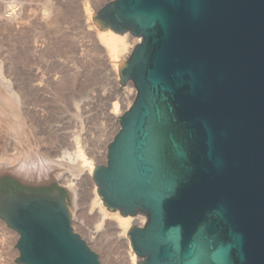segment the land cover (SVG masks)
<instances>
[{
    "label": "water",
    "instance_id": "water-1",
    "mask_svg": "<svg viewBox=\"0 0 264 264\" xmlns=\"http://www.w3.org/2000/svg\"><path fill=\"white\" fill-rule=\"evenodd\" d=\"M93 18L142 38L119 64L136 99L93 174L110 211L147 216L128 233L138 264H264V0H115ZM53 185L0 194L15 261L102 264L71 192L27 186Z\"/></svg>",
    "mask_w": 264,
    "mask_h": 264
},
{
    "label": "rangeland",
    "instance_id": "rangeland-1",
    "mask_svg": "<svg viewBox=\"0 0 264 264\" xmlns=\"http://www.w3.org/2000/svg\"><path fill=\"white\" fill-rule=\"evenodd\" d=\"M105 2L0 0V83L7 87L1 85L0 97L13 94L20 98L19 106L0 101V165H5L0 177L11 175L32 186L55 182L65 187L58 178L27 181L14 173L12 166L27 156L31 161L36 156L59 159L78 146L91 160L105 164L99 153L102 142L114 130L113 104L126 107L127 92L135 88L133 82L121 85L120 75L118 79L98 40L94 18L92 24L88 22L86 8L94 15ZM54 20L57 25H53ZM124 56L120 59L125 62L128 57ZM82 191L78 208L71 193L67 195L75 231L99 255L102 264H130L127 245L116 238L113 222L102 223L96 211L88 207L89 191Z\"/></svg>",
    "mask_w": 264,
    "mask_h": 264
},
{
    "label": "bare ground",
    "instance_id": "bare-ground-1",
    "mask_svg": "<svg viewBox=\"0 0 264 264\" xmlns=\"http://www.w3.org/2000/svg\"><path fill=\"white\" fill-rule=\"evenodd\" d=\"M48 3H49L48 6L49 5L51 6L50 2ZM86 12L88 15L87 16L88 22L91 23L93 21V12H91L89 8H86ZM55 24L57 25L56 20L53 21V25ZM94 29L100 44L106 49L107 55L111 59L112 67L119 79V75H120L119 64L122 61L120 59L121 56L124 54L125 59L127 57L129 58L136 45L140 42V39L138 40L136 38H133L128 33L124 35H120L113 32L112 30L102 31L99 28L96 29V27H94ZM1 81H3V75L1 73V68H0V82ZM1 85L2 83H0V89L2 86H5L4 88H7L6 85H2V86ZM12 93L14 92L11 91V94ZM131 94H132L131 90L130 92L129 91L127 92L126 104H128V106L132 104L134 101V97H132ZM12 95H10L8 98L0 97V101L9 104L13 103V105L18 104L20 102V98L15 96L12 97ZM16 106H19V104ZM124 108L123 109L120 108L119 102H115L113 104V111H112L114 115L113 120H116L121 115V113H123ZM28 157L29 156H27L22 161L20 160L18 165L16 166L13 165L14 167L12 166V170H14V173L19 174L27 181L39 180L42 182H48L51 181L52 179L58 178L57 180L59 181V183H61L71 192L72 195L71 197L73 198L75 204L74 206L77 208L79 207V204H81V200L83 197V191H82L83 188L88 190L89 191L88 193H90V203L88 206L89 209L91 211L94 210L96 211L97 216L102 220V223L108 221L113 222L112 224H114L116 230L118 231L116 238L118 239V241H122L127 245L126 247L128 248L129 251L130 264L139 263L140 258L134 252L130 238L128 237V233L131 227L137 223V219L135 221L132 216L124 217L118 212L117 213L112 212L104 204V201L99 194V188L93 179L94 171L96 167L99 165V163L95 162V160H91L86 155V153L81 149L80 146H78L76 150H74V152L63 153L59 159L58 158L51 159V157L49 156H45L44 158H42V156L41 157L36 156L35 161H31L28 159ZM103 157H102L104 159L103 161L104 163H106L105 162L106 155L104 154ZM7 165L8 166L10 165L9 162L7 163ZM4 166L5 165L2 166V164L0 165V172L2 171V167ZM84 193L86 192L84 191ZM73 217L75 216L73 215ZM139 220L142 221L141 218ZM100 226L101 225H99V228ZM99 228H96V230H99ZM96 233L97 231L91 232L90 235H95ZM16 236L18 237V235Z\"/></svg>",
    "mask_w": 264,
    "mask_h": 264
},
{
    "label": "built area",
    "instance_id": "built-area-1",
    "mask_svg": "<svg viewBox=\"0 0 264 264\" xmlns=\"http://www.w3.org/2000/svg\"><path fill=\"white\" fill-rule=\"evenodd\" d=\"M113 1L115 0H106L105 5ZM139 39H140V42L138 44L142 42V38H138V40ZM131 96L134 97V101H135L136 96H137L136 88H133ZM133 103L130 104L129 106L127 104L125 107V110L119 117H121L126 111H128L130 107L133 105ZM119 117L114 122V130L111 133V136L108 139L104 140V142H102L103 148L99 154H101L102 157L104 154L106 155L105 162H107L108 147L120 130ZM140 218L142 219V221L139 220ZM147 221H148L147 216L145 214L140 213L137 215L136 225L139 227H144ZM16 235L18 234L13 229H11L4 220L0 218V264H20L15 261V259L20 256L18 249L15 247L19 240V235H18V239Z\"/></svg>",
    "mask_w": 264,
    "mask_h": 264
},
{
    "label": "trees",
    "instance_id": "trees-1",
    "mask_svg": "<svg viewBox=\"0 0 264 264\" xmlns=\"http://www.w3.org/2000/svg\"><path fill=\"white\" fill-rule=\"evenodd\" d=\"M10 188H12L15 193L25 189L20 183L15 182L9 178H3L0 180V194L1 193H7ZM55 188H57V186H53V187L49 188L48 191L50 192ZM62 192H63L64 196H66V192L64 190H62Z\"/></svg>",
    "mask_w": 264,
    "mask_h": 264
},
{
    "label": "flooded vegetation",
    "instance_id": "flooded-vegetation-1",
    "mask_svg": "<svg viewBox=\"0 0 264 264\" xmlns=\"http://www.w3.org/2000/svg\"><path fill=\"white\" fill-rule=\"evenodd\" d=\"M3 178H9V179H11V180H13V181H15V182L20 183L25 189H31V190H33V191L41 192V193L49 192L48 189L51 188V187H53V186H55V185H53V186H50V187L32 188V187H30V186L25 185L22 181H20L19 179L14 178V177H12V176H8V175H7V176H3V177H0V180L3 179ZM9 191H14V190H13L12 188H10V189L8 190V192H9ZM65 197H66V199L68 198L67 194H66Z\"/></svg>",
    "mask_w": 264,
    "mask_h": 264
}]
</instances>
